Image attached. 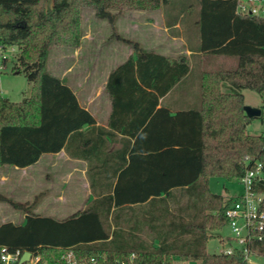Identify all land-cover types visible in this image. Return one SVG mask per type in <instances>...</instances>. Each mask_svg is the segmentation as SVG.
I'll return each instance as SVG.
<instances>
[{
  "label": "trees",
  "instance_id": "16d2710c",
  "mask_svg": "<svg viewBox=\"0 0 264 264\" xmlns=\"http://www.w3.org/2000/svg\"><path fill=\"white\" fill-rule=\"evenodd\" d=\"M83 7L94 8L112 25L126 10L163 9L167 24L173 27L180 20L200 39L191 46V60L185 54L167 57L149 51L113 32L131 44L133 53L108 77V125L135 139L125 141L116 157L119 163L113 165L96 162L110 130L96 127L67 81L48 69L52 46L80 45ZM236 10L237 0H0V42L19 48L14 72L26 74L33 84L31 96L21 102L3 97L0 89V167L24 168L43 154L65 149L89 161L95 196L83 210L58 219L0 194V202L25 213L21 224L0 225V251L40 252L41 264L55 263L68 249L110 259L136 253L140 264H173L174 259L209 263L211 231L228 224L225 211L234 199L213 193L209 179L241 178L246 155L264 162V134L248 133L254 118L244 110L242 93L264 94V18ZM227 59L236 62L228 65ZM192 61L203 65L202 105L170 115L168 108L159 107L160 98L191 74ZM227 86L230 91L224 90ZM160 117L170 131H164L161 121L160 139L149 145ZM102 168L110 169V179H101ZM254 253L264 256V243ZM225 259L224 264H248Z\"/></svg>",
  "mask_w": 264,
  "mask_h": 264
},
{
  "label": "crops",
  "instance_id": "0c3cea01",
  "mask_svg": "<svg viewBox=\"0 0 264 264\" xmlns=\"http://www.w3.org/2000/svg\"><path fill=\"white\" fill-rule=\"evenodd\" d=\"M137 12L142 15L144 11L137 10ZM159 16L162 20L161 24L156 23L152 15L149 18L145 17L144 21H137V26L140 27L137 28V41L139 40L138 42L149 51H154L167 57H176L185 54L192 60L193 49L191 46L196 47L200 42L197 31L193 30L192 34L189 32L187 37L184 24H182L180 20L171 27L167 24L163 9H159ZM182 16L183 14H181L180 17ZM143 25H148L149 29H143ZM145 38H147V42H149L148 47L143 43ZM125 44L126 43L120 39L108 44L110 48L113 46V48H111V54L115 57V59L110 62V65H107L109 64L108 61L107 64L104 62L101 67H98L93 61H89L85 70L73 73L74 67L72 65L60 66L58 63L57 72L53 73L67 81L68 85L77 96L80 105L94 116L96 127L110 130V134L106 136L104 141V146H106L105 149H107H104L101 159L96 160L97 163L105 166L119 163V159L116 158L117 154L124 148L125 141L131 139L130 136L124 135L108 125L112 111V103L106 91V83L111 71L126 61L133 53V50H131V52L126 54L125 48L122 49V47L126 46ZM197 64L200 68L203 66L201 62L197 61ZM101 68L102 71L100 70ZM192 68L193 61L191 70ZM189 76L190 73L169 93L160 98L159 107L164 106L168 108L170 115H175L178 112L190 109H199L202 105L201 100H192L189 92L182 88ZM98 79H101L102 83L99 84ZM32 89L26 98L31 96ZM135 117L137 121V114ZM162 117H165L164 120L167 121V115L164 114L163 116L162 114ZM164 120L161 119V117L156 120L154 126L155 132L150 139L149 145L158 143V139H160L159 130H161V121H163V124H166V126H164V131L167 132V127H169L170 131V124L167 125ZM96 133H98V130H96ZM134 140L133 138L131 139L132 142H134ZM110 156L112 157L110 158ZM3 168L14 173V181L16 182L14 188L18 192V194L14 193L15 201L32 204L33 212L42 216H50L58 219L67 218L83 210L88 202L95 198L90 185V173L88 172L89 161L69 154L65 149L58 153L43 154L35 164L24 168L8 165L3 166ZM93 173L94 172H92V176L94 175ZM95 175L97 176V174ZM100 175L101 179L108 180L112 172L110 169L104 170V168H102ZM9 178V174H0V181H5ZM93 178L97 179L98 176ZM209 189L211 190L210 185ZM44 212H50L52 215L43 214ZM62 214L67 215L62 216ZM21 216V221L11 222L16 224L23 223L25 220V213ZM5 222L0 223V225ZM178 260L179 259H174V262H179L180 260Z\"/></svg>",
  "mask_w": 264,
  "mask_h": 264
},
{
  "label": "rangeland",
  "instance_id": "374dc122",
  "mask_svg": "<svg viewBox=\"0 0 264 264\" xmlns=\"http://www.w3.org/2000/svg\"><path fill=\"white\" fill-rule=\"evenodd\" d=\"M143 14L140 15L137 12V9L126 10L122 14L118 15L114 25H112L108 20L101 19L96 15V11L91 7H83L81 10V19H80V29L82 33V38L79 46L60 44L54 45L50 48L49 57H48V69L52 73L57 72V64L61 66L72 65L74 67L73 73L83 71L87 68L89 61H93L95 65L101 67L104 62H107L110 65L115 57L111 54V48L109 43H112L115 40H118L117 33H119L124 38H129L131 40L137 41L138 30L140 28L137 26V21H144V18H149L153 16L156 23L161 24L162 20L159 16V10H143ZM116 12V11H112ZM144 16V17H143ZM185 27V33L188 37L190 32V26ZM143 29L148 30L149 26H142ZM115 32V33H113ZM139 41V40H138ZM143 43L148 47L149 42L147 38L143 40ZM126 54L131 52V44H125ZM7 55V61L5 62L4 67L0 69V89L2 96L8 98L12 102H21L25 99L32 89V83L26 76V74L15 73L14 66L17 61V56L19 54V48L17 46H9L8 51L5 52ZM227 64H235L234 60H225ZM102 71V68L100 69ZM200 76L201 68L197 63L193 61V68L190 76L184 82L182 88L187 90L192 97V100L196 101L201 100V89H200ZM98 83H102L101 79H98ZM225 91H230L227 87H224ZM245 97L246 106L253 108H258L261 110V115L252 120L248 125L247 131L253 135L264 134V94H259L250 89H244L242 91ZM196 107V106H193ZM0 174H5L10 176L8 180L0 181V194L8 197L9 199L15 200L14 193H17V190L14 188V173L7 171L5 168L0 167ZM211 191L215 194L236 196L242 193V187L240 186L239 179L226 180L220 177H211L209 182ZM47 191V190H46ZM45 191V192H46ZM20 193V192H19ZM47 194V193H46ZM45 194V195H46ZM24 212L15 208L10 203L0 202V223L5 221H21L22 214ZM43 214L52 215L50 212H44ZM67 214H62L65 216ZM213 235L207 242V251L210 254L209 263L206 264H224L227 259L221 256L220 253L223 249L221 238L227 237L230 235V229L226 225L224 228L211 231ZM144 236L150 240V234L147 232ZM179 261V260H178ZM173 264H203L200 261H187L180 260L179 262H173ZM249 264H264V256L255 255L251 259Z\"/></svg>",
  "mask_w": 264,
  "mask_h": 264
},
{
  "label": "built area",
  "instance_id": "2783aa9c",
  "mask_svg": "<svg viewBox=\"0 0 264 264\" xmlns=\"http://www.w3.org/2000/svg\"><path fill=\"white\" fill-rule=\"evenodd\" d=\"M237 14L242 16H257L264 18V0H237ZM9 46L0 42V69L7 61ZM246 166L245 174L239 178L242 193L233 196V201L227 206L225 215L230 235L221 238V256L241 258L251 263L255 256L254 247L264 243V162L254 160L246 155L243 159ZM26 251H10L3 247L0 251V264H41L40 252L33 253L27 261L21 262ZM44 264H50L45 262ZM53 264H140L136 253L129 254L124 259H110L107 254L81 256L74 249H68Z\"/></svg>",
  "mask_w": 264,
  "mask_h": 264
},
{
  "label": "water",
  "instance_id": "95a60500",
  "mask_svg": "<svg viewBox=\"0 0 264 264\" xmlns=\"http://www.w3.org/2000/svg\"><path fill=\"white\" fill-rule=\"evenodd\" d=\"M244 110H245L246 114L252 118H256V117H259L261 115V110L258 108H253V107L245 105ZM30 256H31L30 251L24 252L23 256L21 257V262L27 261L30 258Z\"/></svg>",
  "mask_w": 264,
  "mask_h": 264
}]
</instances>
